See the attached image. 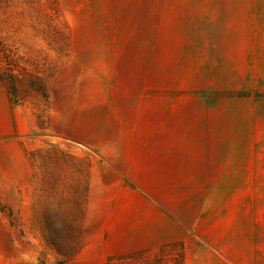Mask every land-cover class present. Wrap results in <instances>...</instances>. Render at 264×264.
<instances>
[{
  "label": "rangeland",
  "instance_id": "1",
  "mask_svg": "<svg viewBox=\"0 0 264 264\" xmlns=\"http://www.w3.org/2000/svg\"><path fill=\"white\" fill-rule=\"evenodd\" d=\"M251 49L264 0H0V264H182L126 253L157 215L137 198L205 244L264 233Z\"/></svg>",
  "mask_w": 264,
  "mask_h": 264
},
{
  "label": "crops",
  "instance_id": "2",
  "mask_svg": "<svg viewBox=\"0 0 264 264\" xmlns=\"http://www.w3.org/2000/svg\"><path fill=\"white\" fill-rule=\"evenodd\" d=\"M254 53L251 49L253 56L248 58L245 55V76L263 77L264 57ZM138 199L135 205H146L157 215L154 221L148 220L147 228L138 227L139 233L121 234L128 241L126 253L178 247L182 253V264H264V233H211L212 244H205L204 233H188L180 221L165 214L151 200Z\"/></svg>",
  "mask_w": 264,
  "mask_h": 264
},
{
  "label": "trees",
  "instance_id": "3",
  "mask_svg": "<svg viewBox=\"0 0 264 264\" xmlns=\"http://www.w3.org/2000/svg\"><path fill=\"white\" fill-rule=\"evenodd\" d=\"M1 79H3V77L1 76ZM7 82V88H8V92L10 94L11 100L13 101L14 104H19V102L22 101V96H21V91L20 88L18 87L15 79L14 82V78H8V79H3ZM33 82V86L36 87L37 91L45 98H47V93H46V85L43 82V80L41 78H34ZM181 257H182V253H181Z\"/></svg>",
  "mask_w": 264,
  "mask_h": 264
}]
</instances>
